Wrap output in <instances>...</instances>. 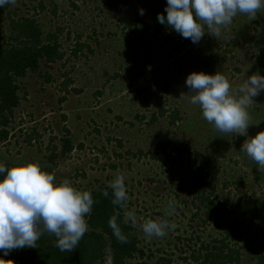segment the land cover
<instances>
[{
	"label": "rangeland",
	"instance_id": "rangeland-1",
	"mask_svg": "<svg viewBox=\"0 0 264 264\" xmlns=\"http://www.w3.org/2000/svg\"><path fill=\"white\" fill-rule=\"evenodd\" d=\"M38 1L45 11L33 8ZM159 3L166 5L167 0L7 3L17 16L35 17L46 31L59 27L57 39L64 55L48 66L40 62L38 69L19 79L20 98L7 126L9 134L0 140V163L31 162L41 169L47 149L58 146L64 134L74 148L55 159L49 173L55 177L54 184L68 180L76 189H97L123 175L128 195L126 208H121L125 221L127 211L141 220H159L168 201H175L174 214L165 218L176 227L164 237L149 242L140 228L133 227L143 256L130 258L127 264H153L155 258L146 256L149 250L156 257L169 258V264H205L203 255L210 245L219 244L225 223L212 214L206 218L205 207L198 206L193 196V171L200 159L174 153L166 157L161 152L175 145L196 149L207 170L216 169L214 179L206 176L205 185L206 191L214 187L213 205L222 214L234 207L241 224L249 225V233L237 243L229 241V247L238 248V264H254L261 243L257 239L264 237V217L244 207L264 200V172L241 147L264 131V91L253 97L247 109L246 136L216 131L199 105L180 96L189 91L185 81L192 72H220L228 79L230 91L253 74L264 76V9L256 19L237 14L220 39L206 32L194 44L172 28L170 42H165L163 33L151 30L141 36L133 17L147 20L150 9ZM124 18L131 19L129 26L123 24ZM75 42L81 43V49L72 53ZM44 72L49 81L44 80ZM158 105L166 113L150 122L151 114H158ZM171 109H177L179 117L173 123L168 120ZM24 133L31 136L29 144L23 140ZM153 151L159 158L149 156ZM9 255L19 260L25 256L19 249Z\"/></svg>",
	"mask_w": 264,
	"mask_h": 264
},
{
	"label": "clouds",
	"instance_id": "clouds-1",
	"mask_svg": "<svg viewBox=\"0 0 264 264\" xmlns=\"http://www.w3.org/2000/svg\"><path fill=\"white\" fill-rule=\"evenodd\" d=\"M6 3L15 5L16 0H0V6ZM261 9H264V0H167L166 16L158 13L157 21L196 44L206 32L220 39L222 30L231 25L237 14L256 19ZM139 11L143 15L144 10ZM185 83L189 91L180 98L199 105L203 117L216 131L247 135L250 125L247 109L254 103L253 97L264 91V76L253 74L243 79L234 91H230L228 79L220 72L214 75L192 72ZM241 150L264 172V131L246 139ZM0 173H6L0 179V251L7 255L14 249L36 248L44 233L56 237L55 246L61 252L73 251L88 231L85 216L91 213L94 203L90 192L76 190L68 180L54 184L52 174L31 162L10 168L0 164ZM107 189L111 190V203L126 208L124 176L117 175L109 181ZM102 194L108 197L109 191L104 190ZM174 212L175 201L169 200L164 217L159 220H141L132 211L125 212V219L140 228L150 242L176 227L165 218ZM116 220V215L110 217L109 226L120 242L127 243Z\"/></svg>",
	"mask_w": 264,
	"mask_h": 264
},
{
	"label": "trees",
	"instance_id": "trees-1",
	"mask_svg": "<svg viewBox=\"0 0 264 264\" xmlns=\"http://www.w3.org/2000/svg\"><path fill=\"white\" fill-rule=\"evenodd\" d=\"M54 7L53 5L50 10L51 14L55 13ZM165 7L166 5L162 3L156 4L150 9L147 20H141L138 16L133 17L132 20L136 22L141 36H145L151 30L152 32L163 33L165 42H170L168 32L171 28L157 21L158 13L166 16ZM33 8H37V11H45V5L41 1H38ZM122 21L125 26H129L131 19L124 18ZM59 31V27H56L55 30L46 31L33 16H17L13 9H9L7 3L0 6V140L7 138L9 134L7 126L11 121L13 109L19 102V79L27 72L38 69L40 62L48 66V63H53L63 57L64 51L61 50L57 39ZM80 49L81 43L75 42L71 52L75 53V51ZM42 76L44 80H50L47 73L44 72ZM157 112V115L155 113L151 114L150 122L155 120L157 116L165 114L166 109L158 105ZM178 118L177 109H171L168 113L169 122L173 123ZM64 130L65 133L68 132L66 128ZM23 140L26 144L30 143L31 136L29 133H24ZM59 141L58 146L52 145L50 148H46L49 152L45 155L46 165L41 168L42 171L50 173L55 166V159L64 156L74 148L70 138L64 134L59 138ZM76 146L81 148L82 144L78 143ZM56 148H58L57 151ZM161 152L166 157L172 153L175 156L184 154L186 156L195 155L199 157L200 162L196 161L195 171H193L196 174L193 183L195 186L193 196L199 201L198 206L205 207L204 214L206 218L212 214L214 219L222 220L225 223L221 230L223 235L217 240L219 244L210 245L209 250L204 253L201 262L205 264H238L240 255L238 248H234L233 245L229 247V241L233 242V244L237 243L246 233H249L250 229L249 225H242L238 220L234 207L225 208L226 212L222 214L216 209L217 205H213L210 197L214 187L211 185L206 191L205 185L208 182L206 176L209 179H214L216 169L210 167L208 171L206 162L202 160L201 153L196 149L188 150L186 147L175 145L162 149ZM158 155L157 151L149 153L151 158L157 159L159 158ZM0 164L6 168L12 167L6 162ZM112 167L114 166L112 165ZM4 175L6 173H0V179H3ZM59 183L57 182L56 184ZM76 190L90 192L94 203L91 213L85 216L88 231L73 251L61 252L55 246L56 237L44 233L36 242V248L25 247L19 249L25 254L22 260L13 258L9 253L5 255L3 251H0V264H127L126 260L128 259H139L143 256V247H138V242L141 239L137 236L129 221L124 220L122 209L111 203L113 197L111 190L107 189V185L97 189ZM104 190L109 191L108 197L103 196ZM248 208L251 213L264 217V200H258L253 206L249 205L248 207V205H245L244 209ZM113 215H116L117 225L123 235L127 237V243L120 242L109 226L108 221ZM260 237L261 240L257 239L261 243L256 247L258 251H255L254 264H264V237ZM249 238L252 239L253 235L251 234ZM146 256L155 258L153 264H169V258L156 257L151 250L148 251Z\"/></svg>",
	"mask_w": 264,
	"mask_h": 264
}]
</instances>
